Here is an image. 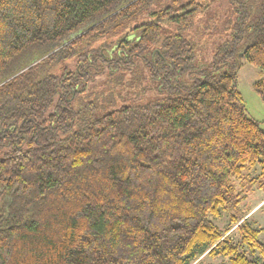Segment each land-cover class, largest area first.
<instances>
[{
  "label": "trees",
  "instance_id": "1",
  "mask_svg": "<svg viewBox=\"0 0 264 264\" xmlns=\"http://www.w3.org/2000/svg\"><path fill=\"white\" fill-rule=\"evenodd\" d=\"M215 2L0 0V264H264L234 183L259 166L264 190V129L237 88L242 61L264 71V0H228L233 35L196 65ZM141 62L164 98L77 107ZM253 89L264 103V77Z\"/></svg>",
  "mask_w": 264,
  "mask_h": 264
},
{
  "label": "rangeland",
  "instance_id": "2",
  "mask_svg": "<svg viewBox=\"0 0 264 264\" xmlns=\"http://www.w3.org/2000/svg\"><path fill=\"white\" fill-rule=\"evenodd\" d=\"M236 23V14L233 7L228 4V0H216L210 11L202 15L194 31L196 65L207 64L214 59L219 46L232 37L233 27ZM263 77V70L242 61L237 79V88L241 94L239 104L245 114L259 122L264 129V103L253 89V83ZM159 82V78H152L150 68L143 62L125 74L121 72L112 74L110 71H105L104 74L95 77L94 81L88 84L84 93L77 95V107L83 108L85 103L92 102L96 108L93 114L100 116L124 105L135 106L144 102L156 101L167 95V93L160 92L157 87ZM57 136L62 138L64 134L61 131ZM260 173L261 168L257 166L247 171L242 179L234 180L237 192L247 195L241 204L243 211H247L256 201H259L260 197L264 196V190L258 189L257 184L252 188L248 185V180L257 179ZM247 189L251 191L248 192ZM229 214L228 211H224L219 218L210 217V219L220 230L225 232L229 226ZM255 219L257 228L261 230L259 240L264 243V206L256 210ZM232 231V236L236 238L234 229ZM193 264L230 263L228 258L206 255Z\"/></svg>",
  "mask_w": 264,
  "mask_h": 264
},
{
  "label": "crops",
  "instance_id": "3",
  "mask_svg": "<svg viewBox=\"0 0 264 264\" xmlns=\"http://www.w3.org/2000/svg\"><path fill=\"white\" fill-rule=\"evenodd\" d=\"M263 204H264V196L260 197L259 201H256V203L253 206L249 207V209L246 211L248 212L247 217L254 218V220L256 221L255 212L259 208H262L264 206Z\"/></svg>",
  "mask_w": 264,
  "mask_h": 264
}]
</instances>
